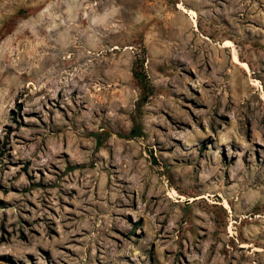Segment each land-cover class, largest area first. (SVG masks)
Instances as JSON below:
<instances>
[{
  "label": "rangeland",
  "instance_id": "1",
  "mask_svg": "<svg viewBox=\"0 0 264 264\" xmlns=\"http://www.w3.org/2000/svg\"><path fill=\"white\" fill-rule=\"evenodd\" d=\"M263 228L264 0H0V264H264Z\"/></svg>",
  "mask_w": 264,
  "mask_h": 264
},
{
  "label": "bare ground",
  "instance_id": "2",
  "mask_svg": "<svg viewBox=\"0 0 264 264\" xmlns=\"http://www.w3.org/2000/svg\"><path fill=\"white\" fill-rule=\"evenodd\" d=\"M179 7L182 9V11H184V13L183 14H185V13H187L188 15H191V17L194 19V20H196V17L198 16V12H197V10H195L194 8H189V7H187L184 3H180L179 4ZM183 18H184V15L182 16ZM187 17V16H186ZM185 19V18H184ZM187 19V18H186ZM192 20V19H191ZM197 22V21H196ZM198 23V22H197ZM194 25H195V23H194ZM198 25V24H197ZM197 29V28H196ZM223 46L224 47H231L232 49H233V61H234V63H236V64H239L242 68H244L245 70H247V71H252L251 70V67H250V64L248 63V62H246L245 60H242V59H240V57H239V54H238V51H237V49L235 48V46H234V43L231 41V40H226L225 41V43L223 44ZM214 186V185H213ZM211 195H218V196H223V193L220 191V192H218L217 194H215V193H202V194H199L198 196H197V198H206V199H209L210 200V202L211 203H213V204H217V203H219L217 200H211L210 199V196ZM223 197H225V196H223ZM193 198V197H192ZM196 198V199H197ZM248 205V204H247ZM224 206L226 207V208H228V210L230 211V212H233V210H232V208H231V205H230V203L228 202V200H227V198H225V203H224ZM262 217V214L261 213H257V215H256V217H253V216H248V214H246V215H243V221L245 220V219H250L251 221L252 220H257L258 222L260 221L259 219ZM243 221L240 223V224H242L243 223ZM235 223H238V221H236L235 219H233V218H231V220H230V226H229V228H228V232H229V234H230V236L231 237H233L234 235H236V232H235V230H234V228H235ZM259 229V228H258ZM257 229V230H258ZM264 229V228H263ZM254 231V234H252L253 236H256V235H259L260 234V232L258 231H256V230H253ZM261 231V230H260ZM264 231V230H263ZM261 235H264V234H261ZM260 236V235H259ZM264 237V236H263ZM258 240V239H257ZM259 240H260V237H259ZM252 241V240H251ZM257 243H260V244H262V243H264V241H257L256 242V240H254V242H242V244L240 245V247H245V248H247V249H249L250 247H253L254 249V251H256V252H260V255H261V257H264V247H259L258 245H257ZM262 246V245H261Z\"/></svg>",
  "mask_w": 264,
  "mask_h": 264
},
{
  "label": "trees",
  "instance_id": "3",
  "mask_svg": "<svg viewBox=\"0 0 264 264\" xmlns=\"http://www.w3.org/2000/svg\"><path fill=\"white\" fill-rule=\"evenodd\" d=\"M99 144V143H98Z\"/></svg>",
  "mask_w": 264,
  "mask_h": 264
}]
</instances>
